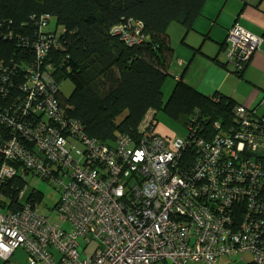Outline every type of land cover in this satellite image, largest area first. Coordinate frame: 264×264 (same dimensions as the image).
<instances>
[{
  "label": "built area",
  "instance_id": "1",
  "mask_svg": "<svg viewBox=\"0 0 264 264\" xmlns=\"http://www.w3.org/2000/svg\"><path fill=\"white\" fill-rule=\"evenodd\" d=\"M140 28L128 21L114 32L138 43ZM228 40V58L241 68L262 39L235 26ZM39 76L30 90L43 92ZM45 104L58 122L56 103ZM199 125L190 123L185 137L149 127L107 145L77 123L65 134L42 122L31 132L17 124L32 148L13 138L0 152L47 179L59 198L46 214L24 189L10 211L0 190V259L23 248L28 264H264V115L236 106L224 125ZM6 160L0 186L15 174Z\"/></svg>",
  "mask_w": 264,
  "mask_h": 264
},
{
  "label": "trees",
  "instance_id": "2",
  "mask_svg": "<svg viewBox=\"0 0 264 264\" xmlns=\"http://www.w3.org/2000/svg\"><path fill=\"white\" fill-rule=\"evenodd\" d=\"M205 2L0 0V148L13 138L28 149L32 148L17 124L31 132L42 122L65 134L70 123H77L86 137L111 145L116 143L119 134L127 133L138 139L149 127L163 138L183 137L158 134V113L183 123L185 136L190 123L200 124L199 131H210L213 120H220L223 125L229 122L233 108L242 105L229 97H211L194 89L183 80L185 67L178 78L172 77L169 95L165 96L162 91L170 76L174 51L169 27L178 23L187 32ZM50 20L54 26L46 29ZM128 21L141 25L138 43H129L121 33L114 32V28H122ZM235 26L244 29L238 24L228 29L224 62L210 58L223 67L231 66L239 75L254 52L241 68L234 67L227 51L231 48L228 35ZM259 37L264 39V29ZM220 45L225 48L224 44ZM195 51L202 53L198 48ZM35 71L40 75L38 80L43 84V92L30 90ZM66 79L73 84L68 95L59 87ZM263 97L264 93L257 105L243 107L264 115L259 109L264 106ZM46 100L56 103L59 121L63 124L52 122L45 107ZM146 117L149 119L145 123ZM185 155L192 156L189 152ZM5 160L0 152V165ZM6 162L14 168L15 174L3 179L0 186L7 208L4 209H18L21 202L17 196L24 189L29 191L28 202L41 204L42 193L28 188L26 175L32 173L48 182L47 179L27 172L16 160L7 159ZM55 204L49 208L50 212ZM57 219L67 228L66 222L56 216Z\"/></svg>",
  "mask_w": 264,
  "mask_h": 264
},
{
  "label": "crops",
  "instance_id": "3",
  "mask_svg": "<svg viewBox=\"0 0 264 264\" xmlns=\"http://www.w3.org/2000/svg\"><path fill=\"white\" fill-rule=\"evenodd\" d=\"M263 8L264 0H206L187 32L180 24L172 23L169 39L174 51L170 77L178 78L185 67L183 80L199 92L211 97H229L245 107L257 105L264 93V79L253 71L263 65L264 50L261 48L264 39L239 75L230 69L231 66L223 67L210 57L224 62L225 58L222 59L221 55L225 56L228 47L226 34L234 24L261 36L264 29ZM220 44H224L225 48H221ZM197 48L202 53H194ZM54 254L56 256V252ZM26 259L25 250L17 248L7 260L1 261L26 264Z\"/></svg>",
  "mask_w": 264,
  "mask_h": 264
},
{
  "label": "rangeland",
  "instance_id": "4",
  "mask_svg": "<svg viewBox=\"0 0 264 264\" xmlns=\"http://www.w3.org/2000/svg\"><path fill=\"white\" fill-rule=\"evenodd\" d=\"M53 26H54V22L53 20H50V23L46 29H51L53 28ZM261 50H264V46H262ZM221 58L222 59L225 58L224 54L221 55ZM262 63L263 65H261V68L257 66L256 67L257 69H255L253 72L256 74L262 75L264 79V59L262 60ZM172 86H173L172 78L168 76L162 86V91L164 92L165 96L169 95ZM59 87L61 88L64 94L68 95L71 92L73 84L70 80L66 79L60 83ZM259 109H261V112L264 111V106L261 105ZM148 119L149 118L146 117L144 122L146 123ZM156 122H157L156 131L158 132V134L162 136L176 135V136L184 137L186 134V128L183 125V123H181L180 121L176 119L169 117L165 113H158L156 115ZM26 181H27L28 188H34L36 190H39L42 193L41 212L46 213V214L51 213L49 208L52 207L58 200V193L56 189L53 188L48 182H46L45 180L41 179L40 177L32 173H28L26 175ZM0 264H11V262H4V261H1L0 259ZM26 264H28L27 259H26ZM189 264H203V263L190 262Z\"/></svg>",
  "mask_w": 264,
  "mask_h": 264
}]
</instances>
